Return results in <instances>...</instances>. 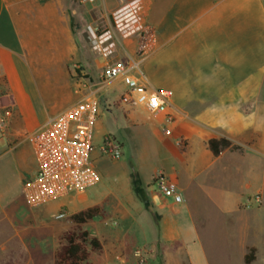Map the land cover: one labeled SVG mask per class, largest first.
Here are the masks:
<instances>
[{"label":"crops","instance_id":"1","mask_svg":"<svg viewBox=\"0 0 264 264\" xmlns=\"http://www.w3.org/2000/svg\"><path fill=\"white\" fill-rule=\"evenodd\" d=\"M121 1L97 0L91 6L98 20L88 23L75 0H0V110L12 109L6 138L30 176L36 162L25 133L80 100L81 82L91 80L102 61L87 41V27L107 26ZM146 7L158 47L142 69L152 89L174 92L172 108L150 115L149 147L120 166L114 182L91 193L92 201L75 195L32 210L37 219L25 232H37L39 221L52 232L46 216H56L61 206L72 216L110 197L118 206L116 222L97 221L92 233L85 230L99 241L108 264H214L203 233L215 217L234 242L230 264H264V0H148ZM122 45L123 60L135 54L137 37ZM127 109L134 122L128 126H140L134 108ZM221 139L232 147L216 156L209 142ZM157 173L178 186L182 203L159 195ZM202 200L210 214L201 218L191 209ZM100 209L96 220L104 216ZM0 212V224L13 233L0 239V253H14L16 246L35 252L34 235L22 236L20 221L8 217L5 205ZM182 213L189 215L186 229L178 227Z\"/></svg>","mask_w":264,"mask_h":264},{"label":"built area","instance_id":"2","mask_svg":"<svg viewBox=\"0 0 264 264\" xmlns=\"http://www.w3.org/2000/svg\"><path fill=\"white\" fill-rule=\"evenodd\" d=\"M97 0H79L81 4L93 5ZM148 0H122L111 14V22L103 27H88L92 50L103 60V67L96 84L84 80L80 84V100L63 112L51 117L39 130L26 135L35 156L36 170L23 183V196L31 210H39L48 204L83 195L101 183L92 153L94 132L100 115L101 93L112 83H122L124 92L119 98L120 105L127 108H142L150 115H159L171 109L174 92L167 89H152L143 72L144 63L156 52L157 32L148 23L146 3ZM137 37V50L121 60L116 57L123 47L122 41ZM10 107L0 110V134L9 135L12 118ZM174 121L171 114L166 116L168 124ZM171 135L169 130H165ZM123 143L113 136H105L100 152L109 160L121 161ZM155 184L159 195L165 199L183 202L178 186L163 173H157ZM255 202L262 203L261 197ZM65 209L55 216L65 220ZM141 257V253H136Z\"/></svg>","mask_w":264,"mask_h":264},{"label":"rangeland","instance_id":"3","mask_svg":"<svg viewBox=\"0 0 264 264\" xmlns=\"http://www.w3.org/2000/svg\"><path fill=\"white\" fill-rule=\"evenodd\" d=\"M74 7L80 16L87 19L88 23H91L93 19L98 20L97 10H93L91 5L81 4L79 0H75ZM85 25L87 26L86 23ZM95 26L96 25H93L92 27ZM86 37L90 44L91 41L88 33L86 34ZM120 53L121 50L116 57L120 58ZM95 55L101 59L98 54L95 53ZM103 65L104 63L102 60L99 69L97 68V72L94 74L91 73L92 79L89 80L87 78L89 84L93 85L98 82L97 73L101 71ZM124 90V84L112 83L107 85L101 93L100 115L95 127L94 150L92 153L94 165L101 175V183L88 193L81 195L85 198L87 197L85 203L93 200L94 196L91 195V193H94L103 186L106 187V185H110V183L114 182V179L120 176L118 173L120 166L130 165L133 157L135 158L139 153H142L145 148L149 147V143L147 142L148 139L150 140L154 137L151 128L148 127V125L151 124V116L142 108H134L133 113L134 117H137L140 121V126H128V124L133 125L134 122L128 120V116L126 115L128 111L127 107H124L119 103V98ZM79 92H81L80 86ZM30 132L32 131H28V133L25 134H30ZM108 135L115 137L118 141L123 143L124 156L121 161H111L101 154L100 147L103 144L105 136ZM156 137L158 139L159 135H156ZM25 148L28 151L29 156L31 155L30 157L33 159L32 164L35 163L34 154L30 145H25ZM29 177L30 173H28L27 169H25L22 163L18 161L15 152L10 150L7 138L0 134V204L7 207V214L10 219L16 221V223L20 221L18 223L20 229L23 230L22 236L24 238H30L32 234L34 235L33 237L36 238V241L32 239V243L35 241L33 244V247L36 248L35 252L32 251L29 253L26 247L23 246V249L21 250L16 246L14 253H0V264H57L59 251L62 246L66 244V238L69 233H80L85 230H89L90 233H92L97 221L100 223H108L109 225L116 222L114 213L118 206L111 202L110 197H108L102 202V206H100L103 209L104 216L98 220H92L88 224L78 227L70 219V215H68V218L65 220H56L55 216L53 215V217L52 213H49L46 216V221L47 223H52L51 229L54 233L53 237L50 228L47 230L41 228L42 225L40 224V221L38 222L40 226L37 232H25L28 225L35 224V219H37L34 217L32 210L26 204L22 192L23 183ZM59 203L60 202H57L55 205H58ZM197 204L198 205L192 207V214L201 218L210 214V210L207 209V203L205 200H202ZM61 209L66 210V207L61 206L55 215H57ZM211 222L212 224L207 227L208 230L203 233V246L205 253H208L211 256L214 264H230L228 255L229 253H233L232 246L234 242L229 241V236L222 220L215 217L214 219H211ZM188 223V213H182L178 216L179 228L186 229ZM11 234H13L11 227L0 224V239L5 235L11 236ZM87 249L90 252V257L86 263L108 264L103 251H95L90 245H87ZM39 251H43L44 253H39ZM236 253H239V250H237ZM138 264H140L139 261Z\"/></svg>","mask_w":264,"mask_h":264},{"label":"trees","instance_id":"4","mask_svg":"<svg viewBox=\"0 0 264 264\" xmlns=\"http://www.w3.org/2000/svg\"><path fill=\"white\" fill-rule=\"evenodd\" d=\"M209 147L214 155H219L223 150L232 147V143L229 140H211ZM131 177L136 193L140 194L142 191L141 181L131 166ZM101 209L98 206L88 208L80 213L70 216V219L78 226L96 219L101 214ZM87 245H90L93 250L100 251L102 249L99 241L96 238L90 237L88 231L85 232H72L69 233L66 238V244L62 246L58 254L57 264H88L90 252L87 249ZM246 261L249 263L251 260L248 257Z\"/></svg>","mask_w":264,"mask_h":264}]
</instances>
